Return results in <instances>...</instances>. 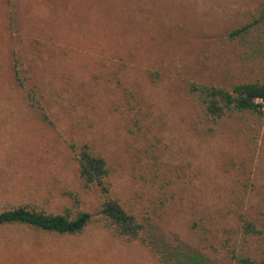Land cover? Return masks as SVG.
Here are the masks:
<instances>
[{
    "label": "rangeland",
    "instance_id": "374dc122",
    "mask_svg": "<svg viewBox=\"0 0 264 264\" xmlns=\"http://www.w3.org/2000/svg\"><path fill=\"white\" fill-rule=\"evenodd\" d=\"M262 9L264 0H0V211L61 213L70 192L94 213L97 192L82 187L74 158L85 144L144 225V242L100 222L75 236L3 226L0 264H183L195 254L229 264L227 247L262 258L264 235L243 242L236 214L244 208L264 233V117L198 136L185 94L188 80L264 81V46L227 36ZM13 58L53 127L16 89Z\"/></svg>",
    "mask_w": 264,
    "mask_h": 264
},
{
    "label": "trees",
    "instance_id": "16d2710c",
    "mask_svg": "<svg viewBox=\"0 0 264 264\" xmlns=\"http://www.w3.org/2000/svg\"><path fill=\"white\" fill-rule=\"evenodd\" d=\"M5 2L9 5L10 0ZM12 21L13 17L9 11V22ZM227 36L230 40L248 47L264 46V9L254 16L252 22L232 29ZM15 60L13 58L12 71L16 89L22 94L26 106L37 115L40 123L45 127H53L46 105L41 101L36 89L23 79ZM153 75L157 76L156 73ZM185 94L196 114L192 130L198 136H212L220 123L234 120L245 113L264 117V81L238 82L224 87L188 80L185 84ZM70 148L73 149L72 145ZM74 158L78 164V178L82 187L97 192L99 202L94 213L82 209L83 203L77 194L66 192L73 203L65 207L63 212L48 213L32 204L13 206L0 211V227L22 225L42 233L75 236L82 235L90 224L100 222L125 241L144 242V225L133 213L128 212L112 193L110 166L107 161L97 156L85 144L80 147ZM248 188H254L253 184L249 183ZM236 219L243 242L248 238L264 235L263 230L244 208L239 207ZM226 259L229 264H264V256L257 259L248 252L231 247L226 249ZM162 260L164 264H170L164 258ZM183 264H207V261L195 254L184 256Z\"/></svg>",
    "mask_w": 264,
    "mask_h": 264
}]
</instances>
